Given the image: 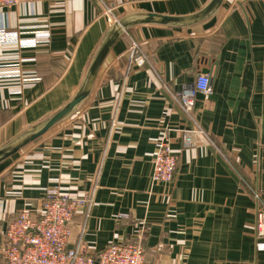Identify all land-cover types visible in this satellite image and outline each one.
Listing matches in <instances>:
<instances>
[{
    "label": "crops",
    "instance_id": "obj_1",
    "mask_svg": "<svg viewBox=\"0 0 264 264\" xmlns=\"http://www.w3.org/2000/svg\"><path fill=\"white\" fill-rule=\"evenodd\" d=\"M209 1L0 6V29L38 40L0 41V72L21 74L0 77V147L71 100L116 19L188 15ZM134 45L147 56L144 66L132 62ZM199 73L210 75L212 91L196 94L186 111L176 94ZM186 129L196 132L191 146L182 140ZM165 134L179 156L171 183L152 178ZM54 186L93 194L90 211L73 224L86 252L138 240L145 264H264L255 225L264 201V0H224L187 27L138 24L125 32L75 113L0 163V264L9 222L23 208L37 211Z\"/></svg>",
    "mask_w": 264,
    "mask_h": 264
},
{
    "label": "built area",
    "instance_id": "obj_2",
    "mask_svg": "<svg viewBox=\"0 0 264 264\" xmlns=\"http://www.w3.org/2000/svg\"><path fill=\"white\" fill-rule=\"evenodd\" d=\"M33 0H0L1 7H13ZM113 8L109 6V10ZM117 20V19H116ZM49 33L45 34L47 38ZM38 37V35H37ZM1 42H17L21 46H35L33 38L25 43L18 33L0 29ZM133 64L144 66L147 56L141 49L132 47ZM18 70H4L0 77L20 76ZM212 91L211 78L207 73H199L192 86L184 88L176 95L186 111L193 108L196 94L208 95ZM196 132L183 131L182 140L186 146L195 144ZM179 156L171 147L167 134L156 144L152 178L156 182L171 183L174 180ZM93 194L73 196L63 193L57 186L48 188L37 211L23 208L13 218L3 235L2 256L4 264H145L146 248L141 241L124 240L111 242L103 248L91 252L83 249L81 236H74V221L85 209L90 211ZM256 234L264 238V201L260 200L256 210ZM84 226H81V233ZM74 243V244H73Z\"/></svg>",
    "mask_w": 264,
    "mask_h": 264
},
{
    "label": "water",
    "instance_id": "obj_3",
    "mask_svg": "<svg viewBox=\"0 0 264 264\" xmlns=\"http://www.w3.org/2000/svg\"><path fill=\"white\" fill-rule=\"evenodd\" d=\"M224 0H210L199 11L188 15H167L149 12H134L117 19L105 34L96 50L85 77L74 96L61 108L38 123L28 127L0 147V163L48 132L58 123L75 113L91 94L98 73L116 41L130 28L138 24H161L171 27H187L201 23L217 13Z\"/></svg>",
    "mask_w": 264,
    "mask_h": 264
}]
</instances>
